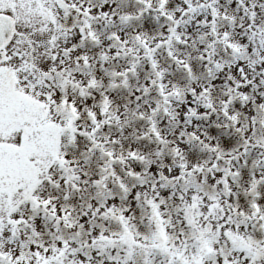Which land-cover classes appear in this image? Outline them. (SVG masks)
<instances>
[{"label": "snow or ice", "instance_id": "snow-or-ice-1", "mask_svg": "<svg viewBox=\"0 0 264 264\" xmlns=\"http://www.w3.org/2000/svg\"><path fill=\"white\" fill-rule=\"evenodd\" d=\"M0 264H264V0H0Z\"/></svg>", "mask_w": 264, "mask_h": 264}]
</instances>
